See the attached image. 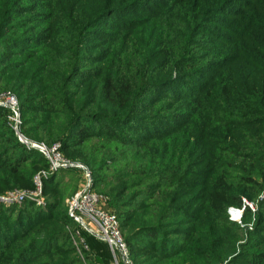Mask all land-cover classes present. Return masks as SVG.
Instances as JSON below:
<instances>
[{
    "label": "trees",
    "instance_id": "obj_1",
    "mask_svg": "<svg viewBox=\"0 0 264 264\" xmlns=\"http://www.w3.org/2000/svg\"><path fill=\"white\" fill-rule=\"evenodd\" d=\"M96 1L97 5L90 6L87 10L77 5L74 10V13L78 14L77 19L69 21L68 30H60L57 26H52L48 37L43 38L40 32L31 36L24 35L29 27L19 25L21 22L15 23L11 15L14 10L12 7L14 0H0V48H7L4 43L10 37H15L10 38L13 41L8 43L17 47L19 51L17 54L27 56L28 61L35 58L42 60L40 68L32 72L22 69L26 65L24 61L12 62L3 65L0 69L1 81L4 86L14 90L13 94L19 101L22 121L20 131L31 140L28 134L39 127L37 125L29 127L31 124L29 121L33 120L32 124H35L38 117L26 114L48 113L50 115L47 117H41L45 120L42 124H45L49 131L47 137L50 141H43L47 147H52L56 142L54 140L61 138L60 151L71 161L86 164L83 160H87L91 165L96 166L103 158L113 160V166L107 173L102 168H98L96 172L90 169L93 175V188L96 191L98 184L103 182L105 188L113 192L117 198L127 194L129 188L140 187L139 195L131 201L120 203L121 207L117 208L119 215L115 212L135 264H154L151 262V251L160 252L163 258L169 260L182 255L184 260L176 259V264H220L227 256L231 257L235 250L234 236L238 227L227 219L225 211L221 218L214 215L213 211L207 209L208 205L206 206L205 202L221 206L219 201L221 199H207L209 193L217 191L216 186L219 189L231 186L224 177V170L228 168V165L224 164L229 158L226 157L227 148L233 144L243 146L240 140H236L238 132L249 136L252 143L247 146L251 150L258 152L264 147V123L235 126L236 124L228 118L232 112L227 110L235 107L238 109V114L245 113L242 98L248 99L260 88H264V71H260L259 63L255 61L257 58L249 57L252 61L248 72L249 78H253L251 84L241 86L239 80L246 82L244 77L232 79L222 76L224 80L222 89L225 92L218 96L217 100L214 86L210 89L207 82L203 85L201 83L190 85L187 78L194 76L205 78L207 73L204 71L207 67L218 70L217 61H212L210 53L205 55L208 48L211 50L212 44L220 51H226V48L230 47L228 54L232 55V64L235 66L244 63V57L250 49L253 53L264 50V0H180L179 2L174 0L171 5V2L165 0L154 1L151 8L144 9H149L147 14L153 17L168 16L169 43L173 45L178 57L167 61L168 56H166L164 61L167 67L174 68V75H168L161 80L143 76L141 80L137 76V69L127 70L107 77L94 97L82 101L85 95L84 86L90 83L92 78L89 75L90 70L85 69L87 65H82L88 63L89 58H83L84 63L75 62L71 65V70H66L67 68L57 64L60 61L67 64L70 59L68 55L72 56V60L73 57H78L79 52L87 50L89 45L85 44L86 37L83 36L87 34L89 28L96 24L102 25L103 19L107 16L115 14L135 16L133 12L137 5V0ZM60 11L61 4L55 0L50 19L54 18V21H58L62 18ZM220 16L229 17L232 20L231 24H235L231 38H204L202 35L207 32V29H203L206 27V22L225 29L226 25ZM226 29L229 30L230 27ZM18 34H22V37H18ZM164 61L162 60V64ZM76 77L84 79L80 87H73L75 85L73 79ZM124 78H128L126 82H123ZM235 83H237L236 89L233 87ZM208 90L212 91L214 96L212 94L210 97L206 96ZM260 113L264 114L262 111ZM10 115L9 108L0 106V120L4 117L8 125L11 136L8 140L13 144L17 161L7 166L0 159V169L9 168L8 172L15 176L20 171L21 164L37 159L42 160L46 164L44 170L50 172L49 159L39 149L21 141ZM57 115H66L70 118L67 121L68 128L63 134L60 126L55 124L57 120L54 116ZM94 138L99 140V144L93 156L66 155L65 150L83 148ZM25 151L32 156L25 159V154L28 156ZM197 158H201L202 161L200 171L192 168ZM75 169L78 171L79 181L78 185L74 184L76 179L71 182L73 190L69 198L73 197L79 191L81 182V172L74 167L60 168L47 174V177L43 176V191L48 185H52L51 181L59 174ZM198 172L207 176L209 181L207 187L192 186L198 181L188 178ZM203 178L202 180H205V177ZM221 179L223 181L219 183ZM68 184L69 187L72 186ZM34 187L35 183L32 180L28 184V189ZM184 189L185 192H189L186 195L189 197L182 201L186 197L182 195ZM204 189L205 191L198 194ZM192 190H196L194 194L191 193ZM60 195L63 197L64 192ZM228 199L230 203L242 205L239 195H232ZM64 206L61 202L52 201L49 208L53 210L52 213L48 211L38 217L33 215L34 220L30 221L32 223L28 232L38 228V233L43 232L44 237L30 238L19 250L18 257L12 264H34L37 255H52L53 251H57L55 246L60 241L58 234L64 233L69 241L71 240L69 226L74 228V233L76 229L81 230V235L88 246L87 252L98 261V264H110L112 253L108 243L84 230L70 217L67 201ZM246 213L250 215L251 212L248 209ZM206 215L220 218L214 220L220 225H209ZM167 219H174L173 222L186 225V227H178V231L174 232L176 233L174 238H178L177 242H173L166 231L164 225ZM53 224L59 226L58 232L57 230L52 232L49 228ZM225 225L227 227H224ZM23 234L16 239L14 236H9L6 238L7 241L3 237L2 250H8L10 243L13 244L15 240L27 236ZM7 242L9 244L5 245ZM66 251L64 249L59 252L58 264H77L74 261L61 259L62 255L68 254ZM259 254L254 252L249 257L250 260H245L250 264H261L262 259L257 258ZM41 264L51 263L43 261Z\"/></svg>",
    "mask_w": 264,
    "mask_h": 264
},
{
    "label": "rangeland",
    "instance_id": "obj_2",
    "mask_svg": "<svg viewBox=\"0 0 264 264\" xmlns=\"http://www.w3.org/2000/svg\"><path fill=\"white\" fill-rule=\"evenodd\" d=\"M57 1L61 4L60 16H62V18L58 21H54V18L50 19L53 13V3H55V0H14L12 5L14 10L11 15L13 16L15 23L21 22L19 25H27V27H29L28 32L24 35L31 36L36 32H40L42 37L45 38L50 34L52 26H57L60 30H68V27L70 26V24H68L69 21L77 19L78 14L74 13L77 5H80L79 8H82L83 10H87L90 6L94 7L97 5L96 0ZM154 1L159 0H137V5L133 12L135 16H118L115 14L110 17H105L102 21V25L97 26L96 24L94 27L89 28L87 34L83 36L86 37L85 44L89 45L86 51L79 52L78 57H73L72 60L71 55L67 56V54H65L70 58L67 64L63 61H60L58 64L55 63V65L57 64L60 67L67 68L66 70H71V65L75 62L84 63L82 59L85 57L89 58L88 63L82 65H87L85 69H87L86 71L90 70L89 75H91L92 78L91 82L84 86L83 90L85 91V95L82 97V101L86 98L87 100H90L94 97L97 93V89L101 88L102 83L107 77L115 76L127 70L137 69V76L141 78V80L143 76L152 77L154 80H161L168 75H174V68L171 66L167 67V64H165L164 61L166 56H168L166 58L167 61L175 60L178 57L176 56V51L173 49V45L169 43V25H167V21H169L168 16L166 15L164 18H161L160 15L153 17L151 14H147V12L150 11L149 9H144L151 8ZM165 1L171 2V5L174 0ZM177 1L179 2L180 0ZM72 6H75L74 9L71 8ZM150 13L155 14L156 12ZM220 19L225 23L226 27H230V29L227 30L226 27L224 29L217 24L206 22V27L203 29H207V32H204L202 35L204 38H231V31H233L235 24H231L232 20H230L229 17L220 16ZM129 20L131 22H129ZM113 34L114 36H111ZM21 35L22 34H18V37H22ZM10 38L6 43H4L7 48H0V69L3 65L20 61H24V64H26L22 69L27 72H32L37 68H40L42 60L35 58L28 61L26 60L28 58L27 56L17 54L19 52L17 47L8 43L13 41ZM211 47V50L208 48L205 55L210 53L212 61H217L216 63L219 64L218 70H213L214 68L207 67L204 71V73H207L205 78L203 76H194L188 77L187 79L188 84L190 85L195 83H201L203 85L207 82L210 89L214 86L213 90L216 100L218 99V96L223 95L225 92L222 89L224 86L222 76L223 78L232 79L238 78L239 76L244 77L246 82L243 83L242 80H239L240 85L251 84L253 78H249L248 72L252 61H250L249 57L257 58L255 61L259 63L258 67H260V71H264V50H259L258 52L253 53L250 49L244 57V63L235 66V64H232V55L228 54L230 47L226 48V51L217 50V46L214 44H212ZM48 60L49 58L46 59V61ZM162 60L164 61L163 64ZM127 79L128 78H124L123 82H126ZM73 81L75 83L73 87H80L83 84L84 79L76 77ZM235 85H237V83L233 85L236 89L237 87ZM13 91L14 90L12 88L4 86L0 79V95L4 92L15 93ZM211 94L214 96L213 92L208 90L205 95L210 97ZM242 99V107L245 110V113L238 114V109L235 107L227 109L232 112V114L228 116L229 120L235 123V126L260 125L261 123H264V114L260 113L261 111L264 113V88H260L254 96H250L248 99ZM26 115H34L38 117L35 124H32L33 120L29 121L31 123L29 124V127H34L31 125H37L39 127L36 130H32V132L28 134L31 138L30 141L34 143H44L43 141H50V138L47 137L49 133L48 127L45 124H42L45 120L41 118L47 117L50 114L43 112H30ZM256 116H260V118H256ZM54 117L57 120L55 124L60 126L63 134V131L68 128L67 121H69L70 118L66 115H57ZM8 129V125L6 121H4L3 117V119L0 120V159L2 163H6L5 165L7 166H9L10 163L17 161L13 144L10 140H8L11 139ZM236 140H240L243 143V146L233 144L227 148L226 157L228 156L229 158L227 159L226 164H224L228 165V168L224 170V177L231 184V186L222 187L220 189L216 186L215 188L218 190L209 193L210 196L207 199H221L219 200L221 206H215V204H208L207 202H205V205H208L207 209L213 211L214 215H218L219 217L222 216L223 211H225L227 219L231 223L236 224L238 227V231L235 232L237 234L234 236L235 250L232 252L233 254L231 253V257L229 256L228 258L227 256L220 264H250L245 259H249L251 254L254 252L260 253L257 258L259 260L262 259L261 264H264V147L259 149L258 152L251 150V148L247 146L252 143L251 139L247 136V134H241L240 132H238ZM54 141H56L55 143L61 144V138H57ZM97 144H99V140L94 138L89 140L83 148H69L65 150V153L70 157H76L77 155L81 157L85 154L93 156L94 153L96 154L97 152ZM25 153L28 154V156L25 154V159L32 156V154L28 153V151H25ZM83 161L86 162V165L95 172L98 168H102L107 173L113 166V160L109 158H103L96 166L91 165L87 160ZM201 163V158L195 159L192 168L200 171L199 169L202 168ZM45 168L46 164L42 160L35 159L33 162L26 161L24 164H21L20 171L15 176L8 172L9 168L0 169V196L10 192L31 190L28 189V184H30L32 180H34L35 183L36 176L40 172L45 171ZM203 177H205V180H202L204 179ZM73 179H76V183L74 184L78 185L79 174L76 169L59 174L58 177L51 181L52 185H48L45 191H43L42 187V193L39 196V200H30L27 198L22 203L13 204L0 202V245L2 246H0V264H12L14 259L18 257L17 254L19 250L25 245V243L28 242L30 238L37 236L42 239V237H44L43 232L38 233V228L28 232L30 223H32L30 221H32V219L34 220L33 215L38 217L45 215L48 211L52 213L53 210L49 209L50 202L52 201L55 203L61 202L64 206L67 199L71 196L70 193L73 190V183L71 182ZM188 179H195L198 181L193 183V187L197 185L207 187L209 183V181H207V176L202 172H198V174L190 176ZM221 181L223 180H219V183H221ZM68 183L72 184V186L69 187ZM103 184V182L98 184L97 191L108 197V208L116 212L118 215L119 212L117 208L119 206L121 207L120 203H125L123 201H131L140 193L138 192L140 187L129 188L127 194L122 197L115 198V194L108 188H105ZM185 191L186 190L184 189L182 193L183 196L189 194V192ZM195 191L196 190H192L191 193L194 194ZM201 191H205V189L200 190L198 194ZM61 192H64L63 197L60 195ZM232 195L240 196L242 201L241 206L237 205L235 202L230 203L228 198ZM225 196L227 199H225ZM188 197L189 196L184 197L182 201H185ZM248 209L251 212L250 215L246 213ZM233 210H236L238 215L234 216L231 213ZM55 213L57 212L55 211ZM206 216H208L207 223L209 225H220L215 221L221 217L217 218L212 215ZM173 220L174 219L165 220L166 224L164 226L167 229L166 231H168L167 233L170 234V239H172L173 242H177L178 238H174L176 237V233L174 232L178 231V227H186V225L175 223ZM224 227L227 226L225 225ZM49 228L52 232H55L56 230L58 232L60 229L56 224H53V226ZM4 230L6 231L5 234ZM68 230L71 233V240L69 241L68 236L64 233L58 234V236H60V241L57 242V245L55 246L57 251H53L52 255H37V259L34 264H41L43 261H48L51 264H58L60 261V258H58L59 252L64 249H66V253H68L61 256V259L64 261H74L77 262V264L78 262L81 264H98V261L87 252L88 250L84 247L83 243L74 234V228L69 226ZM22 234H27V236L19 240H15L13 244L10 243L8 250H2L4 246V244L2 245L4 242L2 241L3 237L6 239L9 238V236H14L16 239L17 236ZM7 240L8 239H6V241ZM8 244L9 242L5 245ZM165 246L168 248L170 247L169 245ZM159 253L151 251L150 256L152 257V263L176 264V259L184 260L182 255L169 260L167 258H163ZM244 255L246 256L244 257Z\"/></svg>",
    "mask_w": 264,
    "mask_h": 264
},
{
    "label": "built area",
    "instance_id": "obj_3",
    "mask_svg": "<svg viewBox=\"0 0 264 264\" xmlns=\"http://www.w3.org/2000/svg\"><path fill=\"white\" fill-rule=\"evenodd\" d=\"M0 99L4 100H0V104L6 103L8 105L7 108L11 110L10 119L13 122L14 129L16 130V127H18L20 131L22 121L17 97L11 92H4L1 93ZM25 138L20 139L27 145L39 149L49 159L50 172H40L35 178V187L33 189L7 193L0 196V202L13 204L22 203L27 198L39 200V196L42 193L43 176H47V174L53 173L60 168H77L81 172V182L79 191L73 197L67 199L70 217L84 230L108 243L112 253L110 264H135L130 248L121 232L119 218L114 211L108 208V197L93 188V175L90 168L80 161H71L64 157L60 151V143L47 147L44 143H34L26 136ZM231 213L234 216L238 215L236 210ZM80 231V229H76L74 234L80 239L84 247L88 249Z\"/></svg>",
    "mask_w": 264,
    "mask_h": 264
},
{
    "label": "water",
    "instance_id": "obj_4",
    "mask_svg": "<svg viewBox=\"0 0 264 264\" xmlns=\"http://www.w3.org/2000/svg\"><path fill=\"white\" fill-rule=\"evenodd\" d=\"M1 106L7 107L8 105L6 103H1ZM16 131H17V135L21 138V139H26L25 136L19 131V128L16 127Z\"/></svg>",
    "mask_w": 264,
    "mask_h": 264
}]
</instances>
